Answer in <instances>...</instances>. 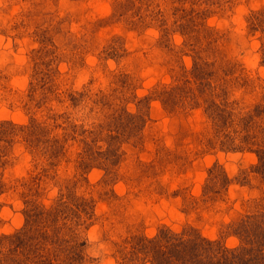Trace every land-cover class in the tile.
I'll list each match as a JSON object with an SVG mask.
<instances>
[{
    "label": "rangeland",
    "instance_id": "374dc122",
    "mask_svg": "<svg viewBox=\"0 0 264 264\" xmlns=\"http://www.w3.org/2000/svg\"><path fill=\"white\" fill-rule=\"evenodd\" d=\"M2 133L10 264L257 258L264 0H0Z\"/></svg>",
    "mask_w": 264,
    "mask_h": 264
},
{
    "label": "trees",
    "instance_id": "16d2710c",
    "mask_svg": "<svg viewBox=\"0 0 264 264\" xmlns=\"http://www.w3.org/2000/svg\"><path fill=\"white\" fill-rule=\"evenodd\" d=\"M2 135H3V133L2 134H0V141L1 140H3L2 139ZM5 136V135H4ZM1 147V146H0ZM19 233H23V232H19ZM26 233V232H25ZM164 233V232H163ZM166 233V232H165ZM170 232H167V235L165 234L164 235V238L166 239V241H170L171 239H175L176 240V245L178 246L179 244H183L184 246H186V245H188V246H190L189 244L191 243V241L189 240H187V239H184L185 241H187V243H183V242H180V240L181 239H183V237H174V234L172 233V234H169ZM26 234H24V236H25ZM15 238H19L18 240H19V243L20 242H22V240L20 239V237L19 236H17L16 235V237ZM23 239H25V237L23 238ZM207 241V243H209V244H211V245H214L215 244V242L214 241H211V240H206ZM165 246H162V248H161V251H164L165 250ZM237 249V248H236ZM240 251L242 250L241 249V247H240V249H239ZM55 252H53V254L55 255V257L57 256V255H60V257H61V254H63V252H61V250H54ZM182 251V250H181ZM188 248H186V249H184L183 250V252H186V253H188ZM228 249H224V248H221L220 249V251H218V252H221L222 254L224 253H228ZM218 252H216V253H218ZM14 253V252H13ZM189 253H190V251H189ZM215 253V254H216ZM23 255H24V257H26V260L28 261L26 264H54V258H52L51 256H49L47 253H45V251H43L42 249H39V248H35V249H33V251H32V255H30V256H26V254L25 253H23ZM258 256H257V258L256 257H253V258H249V261L246 259V263L245 264H247V262H248V264L250 263V264H252V262L251 261H253L254 260V264H261V263H259V262H257L258 260H261V259H263L264 260V249L263 250H260L259 252H258V254H257ZM223 255H221L220 256V253L218 254V255H212V256H210V258H211V260H212V262L211 263H207V264H215V258L217 259V262H216V264L218 263L219 264V262L221 263V264H231V261H230V259L228 258V256H224V257H222ZM14 258V256H13V254H11L8 258H6V259H0V264H10V263H8L9 261H11V260H15V259H13ZM255 258L257 259V260H255ZM18 261V260H17ZM21 262V261H20ZM19 264V263H18ZM162 264V263H161Z\"/></svg>",
    "mask_w": 264,
    "mask_h": 264
}]
</instances>
